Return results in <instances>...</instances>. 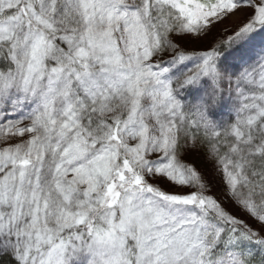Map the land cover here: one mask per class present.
Returning <instances> with one entry per match:
<instances>
[{
    "label": "snow or ice",
    "instance_id": "snow-or-ice-1",
    "mask_svg": "<svg viewBox=\"0 0 264 264\" xmlns=\"http://www.w3.org/2000/svg\"><path fill=\"white\" fill-rule=\"evenodd\" d=\"M0 264H264V0H0Z\"/></svg>",
    "mask_w": 264,
    "mask_h": 264
}]
</instances>
